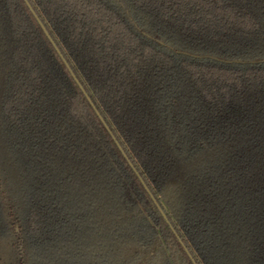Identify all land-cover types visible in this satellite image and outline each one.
Returning a JSON list of instances; mask_svg holds the SVG:
<instances>
[{
  "label": "trees",
  "instance_id": "trees-1",
  "mask_svg": "<svg viewBox=\"0 0 264 264\" xmlns=\"http://www.w3.org/2000/svg\"><path fill=\"white\" fill-rule=\"evenodd\" d=\"M0 264H264V0H0Z\"/></svg>",
  "mask_w": 264,
  "mask_h": 264
}]
</instances>
